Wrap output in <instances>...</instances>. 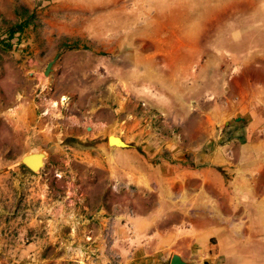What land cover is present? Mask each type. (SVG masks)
<instances>
[{"label":"rangeland","instance_id":"374dc122","mask_svg":"<svg viewBox=\"0 0 264 264\" xmlns=\"http://www.w3.org/2000/svg\"><path fill=\"white\" fill-rule=\"evenodd\" d=\"M228 1L11 0L14 13L0 15V264H169L170 256L137 244L115 221L123 201L100 176L36 135L46 112L39 104L69 91L60 102L82 107L114 70L110 58H122L130 89L153 65L138 58H152L159 40L181 42L185 58H198L202 73L187 75V103L210 102L236 60L264 47L258 16L232 13ZM18 24L23 30L9 39ZM38 149L48 154L38 173L10 168Z\"/></svg>","mask_w":264,"mask_h":264},{"label":"crops","instance_id":"0c3cea01","mask_svg":"<svg viewBox=\"0 0 264 264\" xmlns=\"http://www.w3.org/2000/svg\"><path fill=\"white\" fill-rule=\"evenodd\" d=\"M226 7L258 16L263 34L264 0ZM12 13L11 0H0V15ZM186 53L181 42L159 40L152 58H138L153 65L130 89L122 58H110L113 77L104 73L82 107L60 102L69 91L40 102L46 112L36 135L72 151L117 193L123 203L115 221L129 226L137 244L198 264H264V47L237 59L218 97L194 109L186 79L202 67ZM110 135L127 146L110 147Z\"/></svg>","mask_w":264,"mask_h":264},{"label":"water","instance_id":"95a60500","mask_svg":"<svg viewBox=\"0 0 264 264\" xmlns=\"http://www.w3.org/2000/svg\"><path fill=\"white\" fill-rule=\"evenodd\" d=\"M57 58H58V56H55V58L53 60H51L49 63H47V65H46V67L42 73L44 77H47L49 75V73L52 71V66L55 63ZM111 140H112V142H115L116 140H119V139L117 136H111V135L108 136L107 143L110 147H113V146L114 147H125V146H127L125 144H123L122 146H119L122 143H120V144L113 143V145H111ZM47 157H48L47 152L42 150V149H38L35 152H27V153H24L16 163L12 164L10 166V168L23 166L32 173H38L39 170L41 168H43L44 161ZM169 264H198V262L193 261V260H185L178 254H172L170 256ZM200 264H208V263L202 262Z\"/></svg>","mask_w":264,"mask_h":264},{"label":"trees","instance_id":"16d2710c","mask_svg":"<svg viewBox=\"0 0 264 264\" xmlns=\"http://www.w3.org/2000/svg\"><path fill=\"white\" fill-rule=\"evenodd\" d=\"M16 28H14V29H10V33H9V36H8V38L9 39H11V37L15 34V33H19V32H21L22 30H23V24H18V25H16L15 26ZM69 144L70 145H73L74 147H76V145L78 144H80V145H82V146H86V145H84V144H82V143H76V141H74V142H69ZM21 169H24V167H21Z\"/></svg>","mask_w":264,"mask_h":264},{"label":"bare ground","instance_id":"6f19581e","mask_svg":"<svg viewBox=\"0 0 264 264\" xmlns=\"http://www.w3.org/2000/svg\"><path fill=\"white\" fill-rule=\"evenodd\" d=\"M111 136H114V135H111ZM118 139L119 140H116L115 142H112V140H111V145H113V143H117V144H120V143H122V144H120L119 146H122L123 144H125L119 137H118ZM119 141V142H118ZM126 145V144H125Z\"/></svg>","mask_w":264,"mask_h":264}]
</instances>
